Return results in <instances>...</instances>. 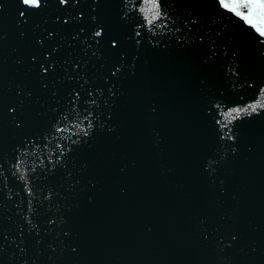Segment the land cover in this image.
Here are the masks:
<instances>
[{"label":"water","instance_id":"95a60500","mask_svg":"<svg viewBox=\"0 0 264 264\" xmlns=\"http://www.w3.org/2000/svg\"><path fill=\"white\" fill-rule=\"evenodd\" d=\"M158 2L0 0V264H264L261 22Z\"/></svg>","mask_w":264,"mask_h":264},{"label":"snow or ice","instance_id":"6c2138e0","mask_svg":"<svg viewBox=\"0 0 264 264\" xmlns=\"http://www.w3.org/2000/svg\"><path fill=\"white\" fill-rule=\"evenodd\" d=\"M62 4H67L68 0H60ZM22 3L29 7L38 8L41 6V0H22ZM153 7L156 9L154 15L152 16V20H157L161 16L160 12V4L158 0H153ZM224 7L229 8L233 11L237 16L242 17L249 23L253 22V18L258 17L261 25L257 28L262 36H264V0H233L232 4H224ZM246 10V12L244 11ZM151 23V21H149ZM97 36L102 34L101 31H97L95 33ZM113 46H116V42H112ZM47 71V69H45Z\"/></svg>","mask_w":264,"mask_h":264}]
</instances>
